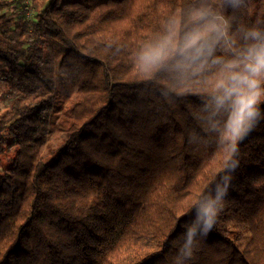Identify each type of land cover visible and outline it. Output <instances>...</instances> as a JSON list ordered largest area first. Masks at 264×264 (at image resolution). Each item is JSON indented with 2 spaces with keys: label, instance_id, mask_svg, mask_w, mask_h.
Masks as SVG:
<instances>
[{
  "label": "trees",
  "instance_id": "1",
  "mask_svg": "<svg viewBox=\"0 0 264 264\" xmlns=\"http://www.w3.org/2000/svg\"><path fill=\"white\" fill-rule=\"evenodd\" d=\"M252 31L264 0H0V264H264V96L233 145L216 88Z\"/></svg>",
  "mask_w": 264,
  "mask_h": 264
},
{
  "label": "clouds",
  "instance_id": "2",
  "mask_svg": "<svg viewBox=\"0 0 264 264\" xmlns=\"http://www.w3.org/2000/svg\"><path fill=\"white\" fill-rule=\"evenodd\" d=\"M249 35L258 42L251 44L242 54L241 59L229 60L224 64L226 75L217 80L216 88L222 90V95L217 97V104L222 105L225 100L231 101V112L226 122V135L232 140L233 145L247 132L252 123L261 116L259 105L264 89L261 88L264 79V38L260 33L252 31ZM199 33L189 36L184 49L191 50L192 59H197L205 54V46L200 44ZM214 51L212 46H207V54ZM219 62V60H217ZM217 193L215 199L200 205L197 222L203 221L205 234L212 227L217 217L221 203V194ZM222 206V205H221ZM194 226L188 230V243L194 233Z\"/></svg>",
  "mask_w": 264,
  "mask_h": 264
},
{
  "label": "rangeland",
  "instance_id": "3",
  "mask_svg": "<svg viewBox=\"0 0 264 264\" xmlns=\"http://www.w3.org/2000/svg\"><path fill=\"white\" fill-rule=\"evenodd\" d=\"M120 215L111 209L91 208L84 218L83 233H79V247L95 254L97 249H103L106 244L113 243L122 229Z\"/></svg>",
  "mask_w": 264,
  "mask_h": 264
}]
</instances>
